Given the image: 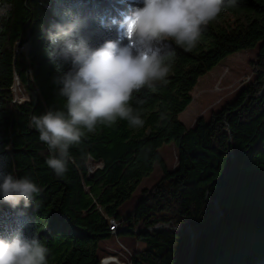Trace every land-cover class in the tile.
<instances>
[{"label": "trees", "instance_id": "16d2710c", "mask_svg": "<svg viewBox=\"0 0 264 264\" xmlns=\"http://www.w3.org/2000/svg\"><path fill=\"white\" fill-rule=\"evenodd\" d=\"M12 11L0 21V166L16 179L30 178L40 194L27 209L0 203V232L17 225L35 231L49 249L48 264H98L97 243L132 237L142 248L132 264H264V0H243L226 12L241 16L227 26L210 22L198 45L176 51L167 83L156 82L134 94L132 106L144 124L118 121L98 126L69 149L67 172L57 177L47 166L49 151L30 125L33 115L62 109L52 83L56 75L44 49L45 32L68 4L85 14L126 8L125 0H10ZM221 13L220 15H222ZM27 37L25 54L16 43ZM115 38L102 32L96 43ZM257 46L248 65L250 80L231 101L197 118L190 128L178 121L189 105L196 79L233 53ZM23 100L16 102L13 88ZM171 143L176 164L165 167L157 149ZM4 146H9L5 150ZM156 162L161 176L129 213L126 201ZM20 213H23L22 215ZM171 221L178 231H150Z\"/></svg>", "mask_w": 264, "mask_h": 264}, {"label": "clouds", "instance_id": "9594fccd", "mask_svg": "<svg viewBox=\"0 0 264 264\" xmlns=\"http://www.w3.org/2000/svg\"><path fill=\"white\" fill-rule=\"evenodd\" d=\"M126 8L85 14L68 4L55 14L58 20L45 32V55L56 75L52 83L64 100L62 109L33 115L30 125L50 153L47 166L57 177L68 170L69 149L81 143L98 126L127 121L142 127L144 120L131 101L142 89L167 83L176 51L163 52L172 42L191 50L206 26L243 0H125ZM12 11L10 0H0V21ZM102 32L115 38L96 43ZM5 150L9 146H4ZM0 157V161L5 160ZM41 189L28 177L14 178L0 166V203L27 209ZM21 215L23 213H20ZM49 249L35 231L17 225L0 232V264H48Z\"/></svg>", "mask_w": 264, "mask_h": 264}, {"label": "rangeland", "instance_id": "374dc122", "mask_svg": "<svg viewBox=\"0 0 264 264\" xmlns=\"http://www.w3.org/2000/svg\"><path fill=\"white\" fill-rule=\"evenodd\" d=\"M235 18L238 21L243 20L241 16L235 17L223 13L216 20L212 21V24L224 27L231 24ZM165 45L162 44L161 47L163 48ZM257 46L226 56L211 68L210 71L196 79V83L189 93L191 98L190 103L178 115V121L185 128H190L199 117L206 121L211 112L219 110L224 103L231 101L236 92L250 80L251 72L248 63L254 59ZM26 48L27 44H23L20 48H16L15 52L16 54H25ZM17 49L21 51L17 53ZM13 91L17 95L19 89L17 90L15 87ZM23 99L22 94L15 97L16 102H20ZM157 153L167 169L172 170L175 167L176 150L171 143L163 144L157 149ZM160 176V169L157 163L154 162L151 172L140 180L129 198L117 208V213L124 216L132 211L140 197V191L150 188ZM165 224L168 227H165ZM154 225L143 230L148 229L146 232L164 230L175 232L180 229L179 226L172 224L171 221L162 225L158 223ZM104 241L98 245L96 251L98 259L113 255L118 262L123 264H132L133 253L142 248V244L132 237H117L116 231L112 235L110 234V237ZM120 246L125 249V252L122 251Z\"/></svg>", "mask_w": 264, "mask_h": 264}, {"label": "built area", "instance_id": "2783aa9c", "mask_svg": "<svg viewBox=\"0 0 264 264\" xmlns=\"http://www.w3.org/2000/svg\"><path fill=\"white\" fill-rule=\"evenodd\" d=\"M13 90H14V88H13ZM158 224H161L162 225L163 223H158ZM155 225H157V224H155ZM164 226L165 227H168V225H166V224ZM117 228H118V224L116 222H114L112 219H110L109 222L107 223V230L109 231V233L112 235L113 233H115V231L117 230ZM120 248L122 249L123 252H125V249L123 247L120 246ZM102 260H109L110 261V264H123L121 262H118L116 260L115 256H113V255L112 256H108L106 258H100V259H98V264H100V262Z\"/></svg>", "mask_w": 264, "mask_h": 264}, {"label": "water", "instance_id": "95a60500", "mask_svg": "<svg viewBox=\"0 0 264 264\" xmlns=\"http://www.w3.org/2000/svg\"><path fill=\"white\" fill-rule=\"evenodd\" d=\"M23 44H27V37L20 38L16 43V48H20Z\"/></svg>", "mask_w": 264, "mask_h": 264}, {"label": "bare ground", "instance_id": "6f19581e", "mask_svg": "<svg viewBox=\"0 0 264 264\" xmlns=\"http://www.w3.org/2000/svg\"><path fill=\"white\" fill-rule=\"evenodd\" d=\"M21 50L17 49V53H19ZM109 222V221H108ZM110 261L108 260H102L100 264H108ZM110 264V263H109Z\"/></svg>", "mask_w": 264, "mask_h": 264}, {"label": "crops", "instance_id": "0c3cea01", "mask_svg": "<svg viewBox=\"0 0 264 264\" xmlns=\"http://www.w3.org/2000/svg\"><path fill=\"white\" fill-rule=\"evenodd\" d=\"M103 241H104V240L99 241V242L97 243V248H98V245H99L100 243H103ZM104 242H105V241H104Z\"/></svg>", "mask_w": 264, "mask_h": 264}]
</instances>
